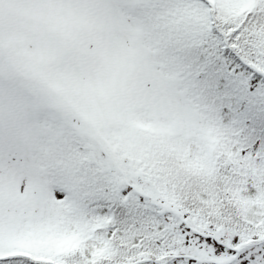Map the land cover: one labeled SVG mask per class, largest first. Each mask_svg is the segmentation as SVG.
Masks as SVG:
<instances>
[{
    "label": "snow or ice",
    "instance_id": "6c2138e0",
    "mask_svg": "<svg viewBox=\"0 0 264 264\" xmlns=\"http://www.w3.org/2000/svg\"><path fill=\"white\" fill-rule=\"evenodd\" d=\"M0 264H264V0H0Z\"/></svg>",
    "mask_w": 264,
    "mask_h": 264
}]
</instances>
